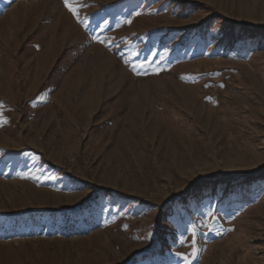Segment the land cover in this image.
Returning <instances> with one entry per match:
<instances>
[{
	"label": "rangeland",
	"instance_id": "obj_1",
	"mask_svg": "<svg viewBox=\"0 0 264 264\" xmlns=\"http://www.w3.org/2000/svg\"><path fill=\"white\" fill-rule=\"evenodd\" d=\"M69 3L0 0V264H264V0Z\"/></svg>",
	"mask_w": 264,
	"mask_h": 264
},
{
	"label": "snow or ice",
	"instance_id": "obj_2",
	"mask_svg": "<svg viewBox=\"0 0 264 264\" xmlns=\"http://www.w3.org/2000/svg\"><path fill=\"white\" fill-rule=\"evenodd\" d=\"M64 5L66 8H68V10L74 15L76 16L77 15V11L76 9L72 6V4L69 3V0H64ZM142 67V65H141ZM183 241H181L182 243ZM177 255H180L179 253Z\"/></svg>",
	"mask_w": 264,
	"mask_h": 264
}]
</instances>
